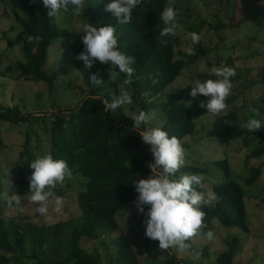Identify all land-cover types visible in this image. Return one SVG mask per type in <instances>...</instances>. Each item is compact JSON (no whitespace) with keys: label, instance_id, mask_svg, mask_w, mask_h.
<instances>
[{"label":"trees","instance_id":"16d2710c","mask_svg":"<svg viewBox=\"0 0 264 264\" xmlns=\"http://www.w3.org/2000/svg\"><path fill=\"white\" fill-rule=\"evenodd\" d=\"M12 1L11 13L6 12V16L11 17L19 27H10V32L15 35L13 40L8 38L6 42L8 48L20 46L23 59L16 60L1 70L0 76L17 81L42 82L50 90L57 78L66 72L65 67H59L52 74L44 70L50 46L55 41L62 40L72 43V66L81 74L85 85L81 87L84 97L74 109H57L56 112L38 116L22 114L14 108L0 107V123L9 122L14 126L25 127L20 159L26 163V172L17 174L14 181H10L13 185L12 192L18 197L29 193V177L33 171L29 165L38 158L30 152V143L32 138L38 143L33 145L34 149H38L41 144L39 132L33 130V125L37 123L41 124V133L49 143V154L54 159L65 160L72 176L76 180L83 178L85 185L76 191L80 210V215L76 218L52 226H37L25 223L21 218L8 222L5 217L0 216V264H101L98 255L80 247L84 238L98 239L102 234L100 231L119 233L111 240L116 252L115 264H139L126 235L119 232L116 216L127 204L135 202L137 193L132 183L138 179H148V164L154 161L149 147L141 143L137 132L132 129L131 118L127 116L123 106L106 113L100 99L93 101L88 98L99 95L102 99L113 100L123 87L124 75L113 77L114 69L99 61H95L90 68H85L83 61L77 59L84 50L81 41L83 34L80 32L88 22L95 26H115L119 50L134 58L131 65L134 75L132 83L127 87L133 101L129 105V112L138 113L143 110L154 113L153 120L159 123L156 125L180 141L193 135V116L207 113L195 99L191 102L184 92L166 95L165 91L170 83L181 76L185 68L196 64L207 51L198 46L194 53L180 52L178 58H175V35L161 37L159 34L162 27L159 15L169 0H142V4L133 10L131 23L126 25L116 24L111 14L103 11L110 0H84L85 10L81 15H74L71 8L65 13L70 20L69 32L61 31L51 21L52 18L46 17L47 9L42 4L35 3L34 0ZM260 16L264 17V10ZM75 19L81 22V27L75 28ZM231 24L207 23V26L217 32L233 27ZM200 29L201 26L196 25L186 28L188 33L197 34ZM29 36L33 37L32 41L27 39ZM91 75L101 80V84H91ZM162 95L166 98L164 103L159 102ZM188 100L190 107L186 105ZM207 137L216 139L223 146L231 141L241 140L242 146L250 149L244 163L249 176L245 178L244 184L251 186L259 179L262 166L250 167L249 161L264 157V145L258 142V146H252L254 140L262 141L264 136L260 132L252 134L245 130L239 124L235 108L214 120ZM3 147L0 137V151ZM212 167L222 170L226 182L212 188L218 197L212 205L201 206L204 212V231H209L212 221L217 220L224 228H240L247 233L242 186L231 179L227 161L214 162ZM207 170L182 166L175 177L186 173L202 175ZM194 187L203 192L201 185ZM52 191L58 197L64 194L56 186ZM2 192L3 184L0 182V196ZM143 242L147 244L149 241L145 238ZM226 244L228 249L219 255L217 264L232 263L238 239L232 238ZM167 254L168 258L162 264H186L169 251Z\"/></svg>","mask_w":264,"mask_h":264},{"label":"rangeland","instance_id":"374dc122","mask_svg":"<svg viewBox=\"0 0 264 264\" xmlns=\"http://www.w3.org/2000/svg\"><path fill=\"white\" fill-rule=\"evenodd\" d=\"M12 3V0H0V71L16 60L23 59L20 46L8 48L6 42L8 38L13 40L15 35L14 32H10V27L14 25L15 28L19 27L11 17L6 16V12L11 13ZM170 5L178 11L174 33L175 58H178L180 52L194 53L198 46L207 53L205 56H200L196 64L185 68L181 76L168 85L165 94L174 95L182 91L191 102L195 99L201 105L207 97L198 95L192 98L189 95L192 87L189 83L196 75V78L202 81L214 79L209 72L214 65L233 67L236 72L231 80L230 94L225 99L226 108L216 116L209 114L193 116L194 133L181 140L185 149L182 166L208 169L207 173L200 175L203 177L201 188L203 192H207L212 191L214 186L226 182L222 170L212 167V163L227 161L231 169V179L239 183L244 191L248 232L244 233L240 228H224L217 220H213L209 228L214 234L212 239L205 238V233L208 231L205 232L204 226L201 225L196 233L185 241L186 247L183 249L176 247L159 249L158 241L145 236L143 221L146 217L137 211L135 202L127 204L118 212L116 221L120 226L119 232L126 235L136 252L139 264H162V261L168 258L167 251L176 255L179 260H184L186 264H217V258L227 251L226 243L232 241V238H237L238 244L231 264H264V157L249 161L250 167L262 166V174L254 184L246 186L244 180L249 176V171L244 163L250 149L243 147L239 139L223 146L216 139L207 137L214 120L234 108L237 110L241 126L249 118H257L264 122V17L260 16L264 4L260 0H169L166 7ZM75 20V28L81 27V22ZM53 23L61 31H71L68 29L71 26L70 20L65 13ZM207 23L216 25L224 23L227 26L232 23L233 27L215 32L207 26ZM195 25L201 26L198 33L200 40L193 44L186 38L188 33L186 28ZM71 44L57 40L49 48L44 70L52 74L59 67L66 69L50 90L42 82H24L0 76V107L14 108L22 114L38 116L56 112L57 109L76 108L84 97L81 87L85 85L81 74L72 66ZM189 100L186 102L188 107L191 105ZM165 101L166 98L162 95L159 102ZM123 109L130 118L137 113V111L129 112V105H123ZM151 124L157 126L159 123L153 120ZM40 127L42 126L39 123L33 125V130L39 132L38 136L41 140L38 149H34L33 146L38 145L35 139L31 140L30 152L35 157L49 154L50 149ZM24 131V126H14L9 122L0 123V137L4 145L0 151V182L3 184L0 216L5 217L8 222L14 218H21L25 223L37 226H52L78 217L80 210L76 201V191L84 188L85 180L83 178L76 180L72 175L62 184L56 185L64 193L60 197L59 210L54 202H48L45 205L48 211L45 214H38L35 205L28 202V195L19 197L22 208L10 203L13 188L10 181L15 179L17 174L26 172V163L20 159L25 141ZM256 132L264 136V126ZM258 142L264 145V139L262 141L258 139L252 142V146H258ZM16 171L18 172L15 174ZM100 233L101 236L96 240L84 238L80 242V247L93 255H98L101 264H115L116 252L111 240L118 232L100 231ZM145 238L149 241L147 244L143 242Z\"/></svg>","mask_w":264,"mask_h":264},{"label":"clouds","instance_id":"9594fccd","mask_svg":"<svg viewBox=\"0 0 264 264\" xmlns=\"http://www.w3.org/2000/svg\"><path fill=\"white\" fill-rule=\"evenodd\" d=\"M47 9L46 17L56 21L62 13L69 8L74 15H81L85 10L84 0H34ZM264 4V0H260ZM142 4V0H110L103 11L110 13L116 24L126 25L132 21L133 10ZM177 9L173 6L165 7L160 15L162 25L160 36L174 35L176 28ZM66 29V28H65ZM77 33V32H76ZM81 41L83 52L77 57L83 61L85 68H90L95 61L106 64L112 69V76L123 74V87L119 94L111 101L96 95L88 97L95 101L100 99L103 111H115L118 107L132 104V96L126 86L132 83L134 63L132 56L126 55L118 48L115 26H95L86 23L83 26ZM186 38L193 44L200 40L196 32L187 33ZM32 41L33 37H27ZM36 39H39L38 37ZM214 79H195L189 83V95L196 98L198 95L207 97L200 107L211 116H216L226 108L225 99L232 88V78L236 75L235 69L229 66H212L209 69ZM91 84L100 85L101 80L95 75L89 76ZM187 84V85H189ZM154 113L143 110L134 113L131 118V127L137 132L142 144L147 145L153 157V163L148 164L150 176L148 179H138L132 185L137 193L135 204L137 211L146 219L143 221L145 236L158 241L159 249L186 247L185 241L193 236L201 227L204 212L201 206L212 205L218 199L214 191H197L194 186L202 185L203 177L198 174L175 175L184 163L185 149L176 136H171L158 126H151ZM264 126V122L257 118H249L243 128L254 133ZM29 167L33 170L29 177L28 202L35 205L38 214H45L48 202H54L59 210L61 198L56 196L52 189L57 184H62L72 173L63 159H54L47 154L31 161ZM10 203L15 207L21 206V199L13 194ZM147 206V211H145ZM213 232L205 233L206 239L213 238Z\"/></svg>","mask_w":264,"mask_h":264},{"label":"water","instance_id":"95a60500","mask_svg":"<svg viewBox=\"0 0 264 264\" xmlns=\"http://www.w3.org/2000/svg\"><path fill=\"white\" fill-rule=\"evenodd\" d=\"M153 158V157H152Z\"/></svg>","mask_w":264,"mask_h":264}]
</instances>
